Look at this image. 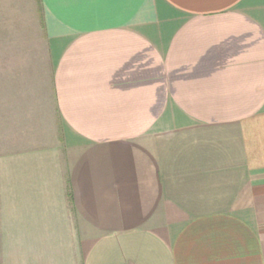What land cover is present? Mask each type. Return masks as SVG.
Returning <instances> with one entry per match:
<instances>
[{"label": "crops", "instance_id": "crops-1", "mask_svg": "<svg viewBox=\"0 0 264 264\" xmlns=\"http://www.w3.org/2000/svg\"><path fill=\"white\" fill-rule=\"evenodd\" d=\"M36 3L52 94L2 131L0 264H264V0Z\"/></svg>", "mask_w": 264, "mask_h": 264}, {"label": "rangeland", "instance_id": "rangeland-1", "mask_svg": "<svg viewBox=\"0 0 264 264\" xmlns=\"http://www.w3.org/2000/svg\"><path fill=\"white\" fill-rule=\"evenodd\" d=\"M51 80L52 64L36 0H0V138L7 130L9 110L30 107L33 98L46 107Z\"/></svg>", "mask_w": 264, "mask_h": 264}]
</instances>
